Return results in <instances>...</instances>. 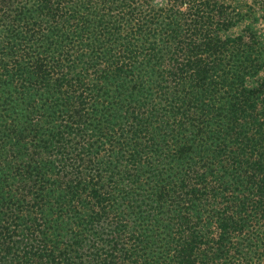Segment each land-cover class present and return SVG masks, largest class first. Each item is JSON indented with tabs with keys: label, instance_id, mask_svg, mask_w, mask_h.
I'll use <instances>...</instances> for the list:
<instances>
[{
	"label": "trees",
	"instance_id": "obj_1",
	"mask_svg": "<svg viewBox=\"0 0 264 264\" xmlns=\"http://www.w3.org/2000/svg\"><path fill=\"white\" fill-rule=\"evenodd\" d=\"M264 0H0V264H264Z\"/></svg>",
	"mask_w": 264,
	"mask_h": 264
},
{
	"label": "rangeland",
	"instance_id": "obj_2",
	"mask_svg": "<svg viewBox=\"0 0 264 264\" xmlns=\"http://www.w3.org/2000/svg\"><path fill=\"white\" fill-rule=\"evenodd\" d=\"M256 25L258 26V30L262 33V36L264 38V22L259 21L256 23Z\"/></svg>",
	"mask_w": 264,
	"mask_h": 264
}]
</instances>
